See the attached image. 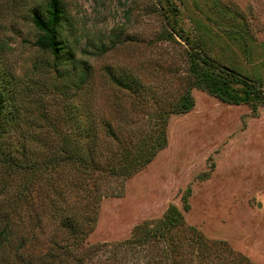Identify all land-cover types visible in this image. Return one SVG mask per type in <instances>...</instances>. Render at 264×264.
Here are the masks:
<instances>
[{"label":"rangeland","instance_id":"obj_1","mask_svg":"<svg viewBox=\"0 0 264 264\" xmlns=\"http://www.w3.org/2000/svg\"><path fill=\"white\" fill-rule=\"evenodd\" d=\"M46 1L0 0V75L17 116L2 141L12 152L21 142L38 154L43 144L86 152L85 138L75 133L78 118L97 129L104 163L125 155L127 173L101 169L87 177L95 178V220L82 246L100 249L81 264H171L162 239L115 246L168 206L181 215V225L167 230L180 242L175 259L193 264L187 239L194 230L264 264V102L229 103L193 85L187 53L195 47L177 35L264 88V0H59L71 56L56 62L58 71L52 55L33 43L29 10ZM110 73H127L144 87H120ZM185 90L192 104L180 111ZM107 124L118 141L103 135ZM23 176L0 165V182L7 180L11 193ZM37 184L30 193L34 217L44 213ZM3 200L9 223L29 209L22 198ZM48 224L31 239L32 258L48 246ZM9 254L0 249V264H19Z\"/></svg>","mask_w":264,"mask_h":264},{"label":"trees","instance_id":"obj_2","mask_svg":"<svg viewBox=\"0 0 264 264\" xmlns=\"http://www.w3.org/2000/svg\"><path fill=\"white\" fill-rule=\"evenodd\" d=\"M29 12L30 20L37 30L33 43L38 49L52 55V67L58 71L56 62L62 58L69 59L71 56L70 52L66 50V41L62 35L64 20L62 5L59 0H47L44 7L34 5ZM177 33L188 43V47H195V50H189L187 53L189 70L194 77L193 85L205 89L220 100L229 103L249 102L255 104L260 101L264 102V88H262L263 85L259 79L246 80L233 70L216 64L196 46L197 43L188 41V38ZM194 44L195 46H193ZM86 69L85 66L80 83L86 75ZM110 75L111 80L120 87L135 91L144 87L140 80L130 77L127 73L119 75L110 73ZM3 79L4 77L0 75V165H4L8 172L22 173L24 176L17 182L14 193L9 192L10 189L6 190V185L9 182L3 179L2 182L6 184L0 182V196H2V200L4 198L5 203H10V201L16 203L22 198L25 206H28L29 209L27 213H18L13 224L7 221V216L4 218L1 216L0 209V249L8 250L11 262L17 261L19 264H81L83 257L84 259L89 258L100 249L98 244L91 245V248L88 247L89 250L82 246L84 235L91 229L95 220L93 196L96 191L95 178L88 181L87 177H92L93 172L97 173L101 169L107 170L110 174L127 173L129 169L125 170L126 166L121 163L122 160H125L123 157L125 155H120V157L110 155V160L104 163L101 151L96 149L97 129L89 126V122L80 125L78 118H73V121L77 123L75 133L85 138L86 152H76L67 144H62L59 147L43 144L39 151L41 155H39L38 151H34L24 142L18 143L17 150L9 151L8 144L2 140L8 131L6 124L14 123L17 116L14 112L16 108L12 107L13 99L8 95L7 84L2 82ZM79 86L80 84L76 87ZM191 104L190 93L185 90L179 102V110L185 111ZM106 126L103 135L110 140L118 141L117 130H114L109 124ZM29 137L32 138V136ZM94 154L99 157L95 158ZM68 165L72 168L65 169ZM57 167L60 170H57ZM37 178L39 199L44 213L34 217L35 214H31L33 208L30 205L33 200L30 193L35 188L34 182L37 181ZM47 223L51 228L48 231H52L47 239L48 246L42 255L32 258L30 245L33 242L31 239L36 234L35 232H43ZM13 225H20L22 230L19 231ZM177 225H181V215L173 206H168L161 217L145 220L135 226L131 234L115 243V246L119 244L125 246L128 244L144 245L152 243L154 239H162L165 243V246L161 248L162 254L170 257L171 264H184L182 259L176 258V260L172 256L179 254L180 242H178V238L173 239L167 233V230ZM12 237L14 241H12ZM187 243L193 253V264H252L245 257L235 253L223 240H208L194 230L188 237ZM11 245L13 246L12 250H10ZM36 259L37 261H35ZM188 262L187 264H189Z\"/></svg>","mask_w":264,"mask_h":264}]
</instances>
